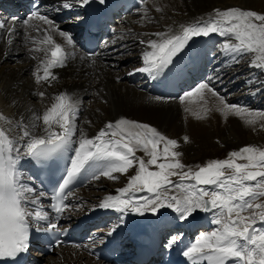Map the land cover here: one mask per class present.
Segmentation results:
<instances>
[{"label":"snow or ice","instance_id":"snow-or-ice-1","mask_svg":"<svg viewBox=\"0 0 264 264\" xmlns=\"http://www.w3.org/2000/svg\"><path fill=\"white\" fill-rule=\"evenodd\" d=\"M95 2L105 5L107 0ZM91 3L93 0H59V7L53 10L83 8ZM139 11H148L143 0ZM156 11L161 9L157 7ZM11 20L15 25L18 18ZM22 23L25 39L32 45L28 49L30 58L37 61L33 72L36 84L56 81L54 70L65 67L72 59L95 66L96 54L77 53L73 35L39 9L30 12ZM0 30H6L8 36L16 32L7 20H0ZM211 34L224 38L219 51L226 59L238 63L247 58L249 69L264 75V12L238 6L216 8L206 17L178 25L175 31L168 27L152 33L155 38L139 39V44L145 46L140 55L142 66L127 74L144 73L156 79L171 69L194 38ZM56 35L62 42H57ZM211 81L209 78L185 91L179 96L180 102L203 100L206 93H211L218 99L216 111L225 118L234 116L253 130L257 125L264 129V110L227 102ZM256 81L254 94L264 93V80L258 76ZM249 83H253L251 77ZM35 94L45 96L43 91ZM80 106L81 101L74 93L61 91L42 114L32 111L27 122L0 112V260L15 259L28 251L31 228L35 227L37 232L57 229V224L51 221L59 220L69 209L66 201L72 195L71 187L88 171L93 180L101 177L116 180L117 173L127 176L125 186L117 188L116 194L105 195L92 210L140 216L171 211L173 219L181 223L190 222L198 212L209 214L211 230L199 232L182 251L189 264H264V145H243L228 151L225 158L186 165L181 160L183 154L178 150L177 139L167 137L148 123L121 117L106 122L89 137L77 124ZM184 111L198 120L208 113L207 108L204 115L190 108ZM183 141L189 142V137L183 136ZM69 150L74 154L68 157L70 163L53 187L46 206L50 211L46 210L43 199L49 194L29 183L32 177L23 174L22 162L31 160L46 166ZM138 152L143 155H137ZM131 171L134 174L128 175ZM120 220L123 223V215ZM42 222L46 227L38 226ZM115 230L114 227L108 235ZM181 235H171L165 246L175 245Z\"/></svg>","mask_w":264,"mask_h":264},{"label":"bare ground","instance_id":"bare-ground-1","mask_svg":"<svg viewBox=\"0 0 264 264\" xmlns=\"http://www.w3.org/2000/svg\"><path fill=\"white\" fill-rule=\"evenodd\" d=\"M52 1V10L49 13V17L53 18L59 27L64 31H71L73 26L72 20H66L64 22L58 21V11H54L55 4L57 0ZM148 7L156 9L161 8L165 12V15L152 13L146 16H142L139 19L131 20V24L127 23V18L130 15H124L123 17L115 19V25L113 27L119 29L117 34H113L110 38L105 40L98 48L95 53V66L91 62L81 61L78 58L69 60L67 65L63 68H58L54 70V73L58 76V79L51 84L48 82H41L36 84L33 77V72L35 70L37 61L30 58L28 49L32 47L31 43L25 39L24 31L25 26L23 25V20H17L15 25L12 24V20H7L9 26H14L16 32L11 36H8L6 30H0V112L9 118H14L16 120L23 119L25 122L28 121L29 117L32 115V111H38L42 114L43 110L50 106L54 95L61 91L74 93L81 101V106L78 112L77 124L82 127L89 137L94 136L101 127L104 126L109 119L113 118V112L116 111L121 113V117L136 120L142 123H148L159 130L164 129L167 132V137L177 139L182 135H187L189 137V142L187 150L184 153H189L195 161L202 157L205 160L214 158L211 157L214 153L216 157L226 156L227 152L239 148L247 144L262 145L264 144V133L257 125L255 130L252 126L245 125L243 121L234 116H229L228 119L231 122V127L227 128V131L231 129L230 133L221 132L222 131V117L221 113L216 111V105L218 104L217 97L212 96L211 93H206L203 100L186 99L184 102H180L179 96L163 97L152 92L151 79L146 76L143 81L137 82L136 78L144 73H135L129 76L127 73L134 68L142 66V61L140 59L141 52L144 45L139 44V39H149L155 38L152 33L157 31H165L168 27L173 28V30L178 29V25L187 24L193 22L196 18L206 17L208 13L212 12L213 9H225L226 7L238 6L243 9L255 10L258 12H264V0H150L144 4ZM76 6H74V9ZM139 13V10H137ZM168 14V15H167ZM154 20H159L158 23L149 24L148 30L146 28V23ZM140 30H145L148 32L147 35L143 36L137 32ZM30 35H36L38 38H42L39 34L35 32H30ZM212 40L208 41V48L211 53H215L214 50H218L217 60H222L225 56L219 51V45L223 42L222 37L218 34H211ZM57 42H62V38L58 35L54 36ZM13 41L8 43V41ZM115 41V43H113ZM136 46V59L128 54L124 49L128 50L129 46ZM213 50V51H212ZM77 53L84 54L82 49L76 48ZM209 56V54H208ZM197 59V58H196ZM212 59V58H210ZM10 60L14 65H8ZM227 61L225 67L221 65H214L217 68V73L213 75V70L209 72L210 76L207 77L206 69L209 65H206L203 61L201 63H195L194 67L189 69L188 78L183 80L185 86H187L186 91L191 90L197 83L201 80L205 81L212 78V85L214 88H220L221 85L218 83V77L220 76V71L224 68H228L227 65H234L231 60ZM217 62V61H216ZM212 66V65H210ZM213 66V68H214ZM221 69V70H220ZM210 71V69H209ZM216 71V70H215ZM230 71L226 72L225 77L231 75ZM42 74V73H41ZM212 75V76H211ZM251 79L253 83H249V79L243 80L245 84H242V90L239 93L233 95H227L226 99L229 103H238L242 106H250L253 109L264 110V93L254 94L256 92V87L258 86L256 78L259 76L261 80H264V75H260L258 72L254 71L251 73ZM120 77V79H117ZM233 77L228 78L229 80ZM157 79V78H156ZM242 81V83H243ZM240 84V83H239ZM101 91L94 94L93 89H99ZM224 87L220 90L224 92ZM39 91L45 92V96L41 98L39 95L35 94ZM218 92V91H217ZM221 94V92H218ZM162 97L161 101H154L150 97ZM95 104L87 111L85 106H90V102L87 98H94ZM102 100V102H97ZM260 99V100H259ZM215 100V101H214ZM260 101V102H259ZM213 103V115L215 117L214 125L218 130V134H214V139L222 141L221 148L216 145L211 139L207 132V127L209 124L208 116L206 115L204 119H196L190 112L185 111V118L188 122H185L186 128H183L182 115L179 110L178 104L181 103L183 110L185 108H190L192 111H199L201 115H204V109H208V105ZM203 106V107H202ZM85 114L87 121L90 123H85L81 119V115ZM2 123V122H0ZM261 130V135L259 137L251 136L250 134H256ZM16 130L13 129V132ZM197 137L203 138L204 140H199L198 149L194 146L193 141ZM223 136V137H221ZM225 136V137H224ZM257 141V142H256ZM179 144L180 151L182 150V144ZM208 144V145H207ZM142 156L141 153H137ZM21 170L23 174L27 177V171L25 162H22ZM88 172V171H86ZM89 173V172H88ZM87 173L84 179L78 181L76 187L77 189H71L74 191L71 195V210L69 207V218L73 221L80 216H85L93 211H98L100 209L92 210L94 205H97L105 195L99 199H89L85 195L84 189L79 190L83 184L90 182L97 187L104 186L106 184L104 181H112L106 177L102 180H93L91 176ZM134 174L132 171L128 174ZM118 178L116 183V189L125 186L127 182V176L121 174H115ZM88 179V181H87ZM83 180V181H82ZM116 189H110L107 194H116ZM106 194V195H107ZM133 214V220L130 225L136 226L138 230L141 226L149 222L150 218L155 216H160L164 221H171L173 219V214L171 211H163L153 215L151 213H146L143 216ZM120 217L123 214H119ZM201 213L198 212V216ZM197 218H201L198 217ZM196 216L193 218L195 220ZM116 228L117 225L112 226L111 229ZM110 231L108 229H103V233ZM107 239V238H106ZM102 243V242H100ZM68 249H63L59 247L55 251V254H59L58 259L53 264H93L94 262L99 263L92 257H90L84 249L80 247H67ZM76 248V249H74ZM54 254V253H53ZM37 255V254H36ZM47 258V257H46ZM40 258H38L39 260ZM37 261V260H36ZM42 261L40 260V263ZM47 264H52L49 261Z\"/></svg>","mask_w":264,"mask_h":264},{"label":"rangeland","instance_id":"rangeland-1","mask_svg":"<svg viewBox=\"0 0 264 264\" xmlns=\"http://www.w3.org/2000/svg\"><path fill=\"white\" fill-rule=\"evenodd\" d=\"M151 1V3H152V1L153 0H150ZM146 7H147V9H148V11H147V13H144V12H141V11H139V13L138 12H136V13H133V14H135L134 16L133 15H130L128 18H127V23L130 25L131 24V20H133V19H139L140 17H142V16H146V15H149V14H152V13H156V14H161V15H165V12L164 11H162V9H161V11H156V9H152L151 8V5H150V7H148L147 6V4L145 5ZM168 15V14H167ZM158 21L159 20H154V18H152V20L151 21H149V22H147L146 23V28H147V30H148V25L149 24H157L158 23ZM117 25V24H116ZM70 31V30H69ZM138 34H140V35H143V36H145V35H147L148 34V32L147 31H145V30H140V31H138L137 32ZM136 46L137 45H133V46H129V48H128V50H126V49H124V51H126L128 54H131L135 59H136V55H137V51H136ZM214 52L215 53H219L218 52V50H214ZM214 53V54H215ZM217 54H215V58H217ZM230 60V59H229ZM11 61H13V60H10V62H9V64L8 65H10V66H12V65H14ZM215 61H219V60H217V59H214V62ZM227 60L226 59H224V57L222 58V63L220 64L221 65V67H225L226 66V64H224L225 62H226ZM227 63H229L228 61H227ZM231 63H233L232 61H231ZM234 64V63H233ZM228 66V68H224V69H220L221 71H220V76H217L216 75V77H218L219 79L217 80L218 81V83H219V85H221L220 86V88H215L216 89V91H218V92H221V95H224V96H226V94L227 95H233V94H236V93H239V92H241V90H242V84H245L244 83V81L243 80H245V79H250V77H252L251 76V73L253 74L254 73V70H250L249 69V67H248V60H247V58H245V59H242V60H240L238 63H235L234 65H227ZM211 66H210V64H209V68H210ZM217 68H219V67H217V66H215L214 68H213V75H215L218 71H217ZM227 71H230L231 73V75H229V76H227V77H225V75H226V72ZM212 76V75H211ZM230 77H233L232 79H228V78H230ZM260 78V77H259ZM262 79V78H261ZM203 80H201L200 82H202ZM206 81V80H205ZM242 81H243V83H242ZM199 82V83H200ZM240 83V84H239ZM215 85H212V87H214ZM216 87V86H215ZM222 87H224L225 89H224V92L222 91V90H220ZM94 90V94L95 95H97V93L98 92H100L101 91V87L99 86V89H93ZM234 92H236V93H234ZM260 100V99H259ZM87 101L88 102H90V106H85V109L87 110V111H90V109L94 106V104H95V97L94 98H87ZM215 101V100H214ZM97 102H102V100H99L98 101V99H97ZM260 102V101H259ZM178 106H179V110H180V113H181V115H182V122H183V128H186V126H185V122H188V120H186L187 118L185 117V111L183 110V107H182V105H181V103H179L178 104ZM203 107V106H202ZM113 113V118L112 119H109L111 122H114L116 119H118V118H121V113H119V112H114V111H112ZM207 116H208V120H209V124H208V127H207V132H208V134H209V136H210V139L214 142V143H216V145L218 146V147H222L221 146V143H222V141H220V140H215L214 139V134H218V130L216 129V127H215V125H214V120H215V117H214V115H213V103L211 102L209 105H208V113H207ZM222 117V131L221 132H225V133H230L231 132V129L229 130V131H227V128L228 127H231V122H230V120L228 119V118H225L224 116H221ZM186 118V119H185ZM81 119L83 120V122H85V121H87V117H86V115L85 114H83V115H81ZM185 121V122H184ZM158 131H160L162 134H164V135H166L167 136V132L164 130V129H162V130H159V129H157ZM262 131H263V133H264V129H261ZM261 130H259V132L258 133H256V134H250L251 136H254V137H259L260 135H261ZM183 136L184 135H182V136H179L178 137V142L180 143V144H182L181 146H182V150H181V152H182V157H181V160H182V162L183 163H185L186 165H195V164H197V163H203V162H205L206 160L202 157V160L200 159V158H198L196 161L194 160V159H192V157H191V155L189 154V153H184L187 149V144H188V142H184L183 141ZM262 136H264V135H262ZM221 137H223V136H221ZM225 137V136H224ZM199 140H201V141H203L204 139L203 138H199V137H197L196 136V138L194 139V141H193V144H194V146L198 149V143H199ZM257 142V141H256ZM208 145V144H207ZM255 145H256V143H255ZM257 145H258V143H257ZM262 145H264V144H262ZM259 146V145H258ZM235 149H238V148H235ZM234 149V150H235ZM178 150L180 151V148H178ZM138 153H141V155L143 154L142 152H138ZM138 155V154H137ZM211 157H214V158H225L226 156H221V157H216V155H215V153L211 156ZM132 173H134V171H132ZM101 180L103 179V178H100ZM173 179H176V178H173ZM87 181H88V179H87ZM106 184H104V186H101V187H97L96 185H94V184H91L90 182H88L86 185L85 184H83L81 187H79V188H81V189H79V190H83L84 189V192H85V195L87 196V197H89V199H99L100 197H102L103 195H106L108 192H109V190L110 189H116V183L118 182V180H112V181H104ZM201 213V212H200ZM203 215V213H201V215L200 216H198V217H201ZM211 228H212V226L211 227H209V228H206V229H200V231L199 232H201V231H210L211 230ZM199 232L197 233V235L199 234ZM68 249L67 247H62V250L63 249ZM74 249H76V248H74ZM58 256H59V254H52V255H48V256H46V257H44L43 258V260H42V264H47L49 261H52V264L53 263H55L56 262V260L58 259ZM93 264H99V263H96V262H94ZM101 264V263H100Z\"/></svg>","mask_w":264,"mask_h":264}]
</instances>
